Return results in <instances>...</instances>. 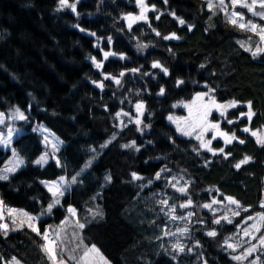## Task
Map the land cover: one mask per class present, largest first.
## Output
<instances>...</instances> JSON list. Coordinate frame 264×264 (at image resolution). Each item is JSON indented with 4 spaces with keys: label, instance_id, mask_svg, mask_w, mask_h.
I'll use <instances>...</instances> for the list:
<instances>
[{
    "label": "trees",
    "instance_id": "obj_1",
    "mask_svg": "<svg viewBox=\"0 0 264 264\" xmlns=\"http://www.w3.org/2000/svg\"><path fill=\"white\" fill-rule=\"evenodd\" d=\"M212 4L0 0V111L28 108L25 121L16 123L22 132L10 143L24 163L0 179V202L35 217L41 233L0 219L8 225L7 234L0 230V264L13 257L21 264H53L42 247L43 233L61 222L68 206L85 225L84 245L98 249L109 264H237L223 242H237L236 227L261 210L264 192V145L257 143L264 137V53L246 50H253L257 34L233 25L224 5ZM142 9L146 19H133ZM172 34L178 39H164ZM98 80L100 91L88 83ZM206 89L220 103L237 102L209 116L221 132L235 137L231 143L211 139L213 151L178 135L166 121L172 104ZM249 102L251 119L242 115L249 113ZM140 103L141 123L127 122ZM34 123L61 142L43 165L34 163L44 150L30 129ZM133 141V147H123ZM7 153L0 148V165ZM91 156L94 161L48 213L51 196L41 181L71 177ZM246 156L251 159L237 169ZM169 178L181 182L174 188ZM226 197L244 210L228 223H215V213L204 205ZM189 199L190 205L180 207ZM168 206L175 215L170 223ZM165 225L185 237L183 252L166 250ZM184 228L188 231L181 234Z\"/></svg>",
    "mask_w": 264,
    "mask_h": 264
},
{
    "label": "rangeland",
    "instance_id": "obj_2",
    "mask_svg": "<svg viewBox=\"0 0 264 264\" xmlns=\"http://www.w3.org/2000/svg\"><path fill=\"white\" fill-rule=\"evenodd\" d=\"M216 1L219 2V0ZM246 2L251 4L252 0H246ZM224 7L226 8V14L228 19L232 12H239L243 16V21H238V22L247 23L248 21H251L252 23L258 26V30L264 28V17L260 15H254L253 12H249L247 8L242 7L240 4H237L235 7H233L231 0H224ZM254 11L260 12V11H264V9L260 8L259 3H257V5L254 8ZM255 33L258 36V42L254 46L253 51H255L257 47L264 48V41H261L258 32ZM199 93H207L208 95H205L202 98H198L196 94L186 102L180 101L172 104L173 112H171L166 116V121L174 128V130L178 135L194 138L200 144L202 141L204 143H207L213 138H220L223 141H225V136L221 135V133L223 132H221L218 128L214 129L211 127V125L215 123L209 120V116L213 111L221 114L225 108L228 109L231 107H225L223 109H220L216 107H211L210 105L213 99L215 100L216 104H220V105H228L232 101L224 102L225 104L216 101L214 96L211 94V90L209 89L200 91ZM204 105L210 106V111L208 112L206 117L204 115L205 112ZM16 109H19V111L22 112L24 116L26 114V110H28V108H26L24 113L19 107L12 106L6 111H0V114H3L4 117V123H0V126H2V129H0L1 130L0 138L7 139L9 129L13 130L11 140L22 132V129L18 127L16 123L20 121L24 122L25 119L20 120L14 118L13 113L15 112ZM140 116L141 113L138 112L136 108L134 113L126 116L125 119H127L126 120L127 122L132 121L136 123L137 119L140 120ZM169 117H172L173 119L170 120ZM178 127L182 128L184 132L191 131L192 134L186 135L184 134V132L178 131ZM30 129L35 131L39 135L40 144L43 146L44 149L43 152H41L38 155V157L35 159L34 163L37 164L36 161L39 160L41 156L45 155V153H47V160H48L49 154L56 152L58 148L61 146V142L49 129H47L42 124L34 123L31 125ZM197 136H200L201 139H197ZM105 142L102 143L101 147H103ZM0 148H5L6 150L10 149L8 150L9 152L7 153L6 157L4 158V160L0 165V174H4L7 168L15 166V158L13 157V149L10 147V144L7 146L4 144H0ZM17 156L18 158L22 159V157L19 156L18 154ZM53 158L55 159L54 156ZM94 159L95 157L92 156L88 157L86 161L79 167L76 173L71 177L58 176L53 180L41 181L42 186L50 193L51 196V200L47 204V208L50 203H54L55 199L60 200L61 198V196L59 195L56 197L53 196V191H55V188H53V191H49V188L52 187L53 183L54 182L59 183L61 185V188L64 189V193H65L69 189V187L74 183L72 178L77 177L78 175L83 173L89 167L88 166L86 168L85 165L88 164L89 161L91 162L94 161ZM22 166L23 164L18 168H16V170H18ZM12 173L13 172H7L6 174L9 177V175H11ZM61 178H63V181H61ZM180 182H181L180 178H169L167 180L168 184H172V185L175 184L176 186ZM157 200L161 203L162 201H164L160 196L157 197ZM259 206L261 207L260 211L245 216L241 220L239 225L236 227L234 233L236 234L237 242H234L232 240H227L223 242L224 246L230 252L229 257L237 264H264V244L260 243V238L264 237V192H263L262 200L259 202ZM69 208L70 206L67 207L68 213L64 216V218L61 220V222L58 225L53 227H48V226L45 227V230H47L50 235L49 240L55 241V244L52 247L56 256V264H61V262L62 264H105L106 260L99 252L97 253L91 251V249L93 248L92 245L88 247L84 245L80 235V228L78 227V223L79 224L81 223L78 222L77 220L76 212L73 215V213H70L68 211ZM10 209L15 211L10 213L9 212ZM7 210H8V214L6 215L7 218L11 219L12 221H15L16 225H21L23 223V226L29 228L28 227L29 215H25V213L20 209L7 207ZM211 210L216 215L215 221L223 220L224 222L228 223L232 221V219L235 216H237V214L241 210L244 209L240 208L236 204L230 203L226 197L225 200L223 201H217V203L212 202ZM164 211H165L164 213L168 214V218L166 222L170 223L173 220H175V218H173L175 217V215L171 213L169 206ZM2 218L5 217L0 208V219ZM245 229L249 231L248 236L244 235ZM161 233L164 235L165 238L163 243L165 244L166 250L180 252L178 248L174 246L178 244L183 246L185 237L173 235L168 229L167 225H165L164 229L161 228ZM165 233H169V234L165 235ZM229 243L236 245V247L234 249L228 248L227 244ZM249 248H254V250L251 251V253H248ZM58 254H61L62 257L58 256ZM235 256H239L241 258L237 260L233 258ZM101 257L103 259H101ZM15 261L18 260L15 259ZM15 261H13V259H10L3 264H15ZM19 264L21 263L19 262ZM107 264L109 263L107 262Z\"/></svg>",
    "mask_w": 264,
    "mask_h": 264
},
{
    "label": "snow or ice",
    "instance_id": "obj_3",
    "mask_svg": "<svg viewBox=\"0 0 264 264\" xmlns=\"http://www.w3.org/2000/svg\"><path fill=\"white\" fill-rule=\"evenodd\" d=\"M63 2H64V0H62V3ZM137 2L139 4H141V5L143 4V0H137ZM165 2H167V0H165ZM219 3H220V5L223 6L224 5V0H219ZM231 3L233 5V7H235L237 4H240L242 7L247 8L249 12H253L254 15H260V16L264 17V11H260V12L254 11V8L257 5V3H259L260 8L264 9V0H252L251 4L247 3L246 0H231ZM73 7H74V5H73ZM212 7H214V5L212 4V0H209V8H212ZM158 18L159 17H157V19ZM133 19H146V17L143 15V9H142V14L140 16H138V17H134ZM229 19H230V23H232L233 25H238V27L241 28V29H250L252 32H258V34L260 35L261 41H264V28H261V29L258 30V26L256 24L252 23L251 21H248L247 23L238 22V21H243V16L241 15V13H239V12H232L231 15H230V17H229ZM179 22L181 24H184L185 23V21H183V20H180ZM189 27H191V26H189ZM157 34L159 35V33H157ZM171 38H177L178 39V37H175V34H172L171 36H165L164 37V39H171ZM241 47H244V45L241 44ZM246 50L251 51L252 54H253V56H256L259 53H264V48H262V47H257L255 49V51H253L251 48H248ZM107 56H108V53H105V57H107ZM158 66H159L158 64H153V67H158ZM97 67H100V65L97 64ZM164 71H165V73H167V69H164ZM120 75L122 76L123 73H121ZM117 83H119L118 80H117ZM177 83L179 84V83H183V82L182 81H178ZM163 91L164 90L161 89V93H163ZM205 95H208V94L207 93H197V97L198 98H202ZM236 104H237L236 101H232L228 105H220V104H216L215 100L213 99L211 101V105L210 106L211 107H216V108L223 109L225 107H235ZM210 106L209 105H204V108H205L204 115H205V117L207 116L208 112L210 111ZM143 107L144 106H143L142 103L136 105V108H137V111L138 112H140L143 109ZM117 115L119 116L120 113H117ZM242 115H248L249 119H251V115H252V113H251V102H249V113H247V114L242 113ZM13 116L16 119H20V120H24L25 119L24 114L22 112H20L19 109H16L15 110V112L13 113ZM169 119L171 120L173 118L172 117H169ZM0 123H4L3 114H0ZM140 123H141V121L139 119H137L136 120V124L139 125ZM228 123H232V121H228ZM211 127L214 128V129H217L219 126L217 124H213V125H211ZM178 131L184 132V130L182 128H179V127H178ZM244 131H248V129H244ZM12 132H13V130L12 129H9L8 138L7 139L0 138V144H4L6 146L9 145L11 143ZM184 134L191 135L192 132L191 131H188V132H184ZM221 135H224L225 136V143H231L232 142V139L235 138L234 136L233 137H228L226 133H221ZM252 135L253 136H256L257 133L256 132H253ZM197 139H201V137L200 136H197ZM46 140H47V137H46ZM210 143H211V141H208L207 143H204L202 141L201 144H200V147L201 148H208L209 151H213V149H211L209 147V144ZM241 143H243V141H241ZM257 143L264 145V137H258ZM134 145H135V141H133L131 144L123 145V147L128 148V147H133ZM138 150L139 149H137V151ZM219 151L220 152H223L224 150L223 149H220ZM13 157L15 158V166L10 167V168H7L5 170V172H4V174H0V179H5V180L8 179V175L6 173L7 172H14V171H16V168H18L19 166H21L23 164V160L20 159V158H18L15 150H13ZM250 159H251V157H247V156L244 157V159L241 160L239 163H237L235 165V167L237 169H239L242 164L248 163V161ZM46 162H47V153H45V155L41 156L40 159L36 161L37 164H44ZM57 163L59 164V161H57ZM90 164H91V161H89L88 164L85 165V167L87 168ZM159 176H160V173H157V178H159ZM132 178L134 180L141 179V177H139L136 173H132ZM72 180H73V182H75L76 181V177H73ZM106 180L110 181L111 180V177L110 176L109 177H106ZM61 181H63V178H61ZM172 186L174 188L176 187L175 184H173ZM53 188H55V191H53ZM49 191H53V196L54 197H56L58 195L59 196H62L64 194V189L61 188V185L59 183H55V182L53 183L52 187L49 188ZM178 191L181 192V193H184V192L187 191V188L186 187H180V188H178ZM227 199L229 200L230 203L236 204L238 206V201L233 200V198H231V197H228ZM162 203L163 204H168V201L167 200H164V201H162ZM191 203H192V201H191V199H189L188 202H187V204H182V205H180V207H182V208L183 207H187ZM213 203H217V201L214 200ZM0 204H2V202H0ZM56 204H59V199H55L54 200V203H50L48 205L47 212L48 213H51L53 207ZM204 207L210 208L211 205L210 204H206V205H204ZM173 209H174V206H173ZM14 211L15 210H12V209L9 210L10 213H12ZM68 211L70 213H73V215L75 214V210L72 209L71 207L68 209ZM234 214H237V213H234ZM25 215H27V214H25ZM173 218H175V217H173ZM34 219H36V218L31 217V216L28 217V221H29L28 227L31 228V230L33 232H36L39 235L40 234L39 229L32 223V221ZM225 219H226V217H225ZM13 222L15 223V221H13ZM215 223H220V221L217 220V221H215ZM20 226L22 227L23 226V223ZM84 226H85L84 224H79L78 223V227L79 228H84ZM0 230H4L5 234H7L8 225L5 224V223H0ZM179 231L181 232V234H184V233H186L188 231V229L187 228L179 229ZM168 234L169 233H165V235H168ZM207 235H209V236H215L216 235V232L215 231H209L207 233ZM244 235L245 236H248L249 235V231L247 229L244 230ZM43 239L45 240V244L42 245V247L44 248L45 252H47L49 254V259L52 260L53 264H56V256H55V252L53 251V247H52L55 244V241H50L49 240V233H48L47 230H45L44 233H43ZM260 243L261 244H264V237H261L260 238ZM174 247L178 248V250L180 252H183L184 251V247L182 245H179L178 244V245H175ZM227 247L234 249L236 247V245H233V244H230L229 243V244H227ZM253 250H254V248H249L248 249V253H251V251H253ZM91 251L98 253V249H96L94 246L91 249ZM233 258L239 260L241 257L235 256ZM12 259H13V261H15V258L14 257ZM101 259H103V258L101 257ZM15 264H19V262L18 261H15ZM61 264H62V262H61ZM105 264H107L106 261H105Z\"/></svg>",
    "mask_w": 264,
    "mask_h": 264
},
{
    "label": "water",
    "instance_id": "obj_4",
    "mask_svg": "<svg viewBox=\"0 0 264 264\" xmlns=\"http://www.w3.org/2000/svg\"><path fill=\"white\" fill-rule=\"evenodd\" d=\"M88 83L97 91H100L102 90V81L101 80H98V81H95V82H91V81H88Z\"/></svg>",
    "mask_w": 264,
    "mask_h": 264
},
{
    "label": "built area",
    "instance_id": "obj_5",
    "mask_svg": "<svg viewBox=\"0 0 264 264\" xmlns=\"http://www.w3.org/2000/svg\"><path fill=\"white\" fill-rule=\"evenodd\" d=\"M0 208H1V210L2 211H4V208H3V206L0 204ZM37 234V233H36ZM38 235V234H37ZM41 235V233L38 235V236H40ZM49 238H50V236H49Z\"/></svg>",
    "mask_w": 264,
    "mask_h": 264
},
{
    "label": "crops",
    "instance_id": "obj_6",
    "mask_svg": "<svg viewBox=\"0 0 264 264\" xmlns=\"http://www.w3.org/2000/svg\"><path fill=\"white\" fill-rule=\"evenodd\" d=\"M2 150H6L5 148H2ZM8 150H10V149H8ZM41 165H43V164H41Z\"/></svg>",
    "mask_w": 264,
    "mask_h": 264
}]
</instances>
